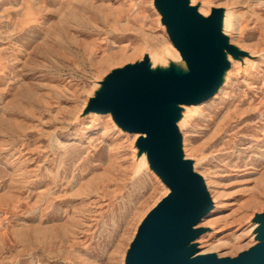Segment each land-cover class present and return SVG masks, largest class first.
<instances>
[{"label": "rangeland", "instance_id": "rangeland-1", "mask_svg": "<svg viewBox=\"0 0 264 264\" xmlns=\"http://www.w3.org/2000/svg\"><path fill=\"white\" fill-rule=\"evenodd\" d=\"M195 1L230 8L233 43L260 62L264 0ZM163 27L154 0H0V264H125L166 191L137 171L134 137L86 106L112 71L146 55L167 63ZM260 63L235 66L183 128L217 205L207 226L218 233L201 246L222 257L254 245L264 211Z\"/></svg>", "mask_w": 264, "mask_h": 264}, {"label": "water", "instance_id": "water-1", "mask_svg": "<svg viewBox=\"0 0 264 264\" xmlns=\"http://www.w3.org/2000/svg\"><path fill=\"white\" fill-rule=\"evenodd\" d=\"M156 6L190 73H153L143 62L114 72L90 104V110L112 112L124 130L147 134L139 145L172 191L141 225L127 264H264V214L256 218L262 223V242L249 251L237 258L194 257L196 247L190 243L203 231L193 226L209 211L211 201L192 163L181 157L176 115L164 106L199 103L213 95L227 65L222 51L225 38L219 31V10L205 18L189 0H156Z\"/></svg>", "mask_w": 264, "mask_h": 264}, {"label": "bare ground", "instance_id": "bare-ground-1", "mask_svg": "<svg viewBox=\"0 0 264 264\" xmlns=\"http://www.w3.org/2000/svg\"><path fill=\"white\" fill-rule=\"evenodd\" d=\"M189 3H190V7L195 8L197 10V12L205 18H209L212 15L213 11H215V10L220 11L219 31L222 33V35L225 38V46L222 47V51H223L224 61L226 62L227 65H226L225 69L223 70V73H222L221 79L219 81V84L217 86V89L215 90L213 95L208 100L202 101L199 103H194V104L170 103L168 105H165L164 108L166 110H168L170 113L176 115L174 122L177 126L179 134L181 135V157L183 160L190 161L192 163L193 171L202 178L203 183L205 185V188L207 190V193L209 195L210 201H211V208L209 209V211L207 213H205L201 217V219L198 221V223H196L193 226V230L203 231L198 238H196L194 241H192L190 243V245H193L196 247V252H195L194 257L205 256V255H215L217 258H237V257H239L240 254L249 251L250 249H252L253 247L257 246L258 244H260L262 242L259 239V228L262 226V223L257 222L256 218L260 215H263L264 211H263V213L256 214L254 219L252 220L253 225L251 228V233L253 234L252 239L254 241V245L251 246L249 249L240 252L236 257H222L221 255H219L217 253L203 252L201 243H204V241L206 240V238H204V237L207 235H210V234L214 235V234L218 233V231L215 230L214 227L207 226V223L209 222L211 215L217 209V205H216V201L214 200V198L212 196V194L215 195V193L212 192V194H211L207 180L202 175L197 173V166L200 163V161L195 162V161L191 160L190 156L186 152L185 139H184V135H183V128L189 122V120L193 117V115L197 112L196 110H198L200 107H202L204 105L209 104L210 102L214 103V101L217 99V96L228 85V83L231 79V76H232L233 69L235 66H237V68L239 70H241V69H247L248 70L249 68L254 67L256 64H258L260 62H262V64H264V57L261 54H259L258 56L260 57V62L257 63V61H255V59L257 58L256 57L257 55L255 53L248 52V51L242 49L241 47H239L233 43L232 38L230 36V30H229V24L233 18L232 17L233 15L231 13L232 11L230 8H212L211 14H210V12L205 10V8L207 6H205L204 3H199L197 6H195V4L197 3V1H195V0H189ZM154 6H155L157 12L159 13V19H161V24L166 28L167 34H168L169 39L172 43V45H171L172 46V52L166 53L168 56V58H166L167 63L159 64L156 59H154V61H152L151 58L148 55H146L142 60H140L134 64H128V66L126 65V66L120 68V70H118V71L125 70L127 67H135V66H138L139 64H141L143 62H147V69L153 73H161V74L175 73L178 76H183L185 74H189L190 70H189L188 64L185 61L182 53L178 50V48L175 46L174 42L172 41L171 36L169 34V31H168V27L163 21V15L156 6V0H154ZM164 27H163V29H164ZM153 57L154 56H152V58ZM114 72H116V71H112L110 74H108L99 83V87L97 88L98 93L96 92V94L90 98L86 108H88V110L90 112H93L95 114V116H104L105 118H109L110 121L113 122L119 130L125 132L126 134L129 133L134 137V139L136 140L137 160H138V162H140V165L138 166L137 171L141 170L142 168L144 169L146 167L147 168L149 167L153 176L157 179V181L163 186V188L166 191L165 196L156 204V206L147 214V216L141 222L140 226L138 227L135 238L132 241V243L130 244V248H131V246H132L133 242L135 241L136 236L139 232V229H140L141 225L143 224V222L145 221V219L149 216V214L153 210H155L159 206V204L165 198H167L171 194L172 191L168 187V185L162 180V178L159 176V174L156 172V169L153 167V165L151 163V160L149 158L147 150L141 148L139 145V141L141 139L147 138V134H145V133H130V132L124 130L118 124V122L114 119L112 112L100 113L98 111L90 110V104H91L92 100L97 98L99 96V94L104 90L105 82L108 80V78ZM130 248H129V250H130ZM129 250L126 253L125 264H127Z\"/></svg>", "mask_w": 264, "mask_h": 264}]
</instances>
